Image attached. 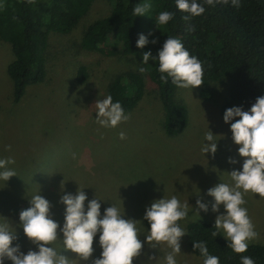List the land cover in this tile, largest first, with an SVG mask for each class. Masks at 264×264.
<instances>
[{"label": "rangeland", "instance_id": "obj_1", "mask_svg": "<svg viewBox=\"0 0 264 264\" xmlns=\"http://www.w3.org/2000/svg\"><path fill=\"white\" fill-rule=\"evenodd\" d=\"M109 10L107 1L94 0L91 9L70 33H50L45 55L46 78L40 84L29 86L19 103L12 101V82L6 71L13 53L9 44L0 41V159L13 158L15 164L10 165L11 169L22 177H31L32 182L37 181L36 185L35 175L43 174L41 183L46 189L40 195L48 197L52 218L61 228L66 210L61 197L75 195L81 189L88 197L85 210L89 201L99 199L101 218L114 205L124 214V219L138 221L144 247L133 264H165L164 256L171 249L167 245L152 248L147 243L150 228L144 222L146 209L153 202L173 195L182 203L188 201L189 217L179 222L185 232L190 221L215 223L218 215H226L223 205L219 212L212 211L215 200L207 193L221 183L232 184L230 173L243 170L244 158L239 155L240 146L235 144L231 131V123L239 118L225 123L220 112L221 106L229 101L226 79L211 85L213 94L209 100L199 97L201 86L176 90L175 99L188 110L186 128L178 136L165 134L161 104L155 92L127 113L131 117L127 122L116 128L97 124L95 103L107 97L108 83L130 62L80 48L85 28L105 17ZM134 64L138 68L136 61ZM82 65L88 68L89 78L77 84L75 72ZM234 107L242 108L239 104ZM208 131L216 137L215 155L201 151L204 144L211 143L204 139ZM120 132L125 133V139H120ZM230 159L236 162L230 163ZM35 188V185L30 187L26 198L19 201V207L31 206V196L40 193L39 187ZM244 198L247 201L244 207L259 234L248 244H264V199L251 192ZM197 199L207 205V212L198 209ZM13 230L19 236L23 253L38 250L23 229ZM99 235L98 232L94 238L93 257L89 261L76 260L75 264H92L101 257ZM62 240L60 232L58 240L50 246L76 259L75 254L65 251ZM180 243L177 264H202L190 252L187 235ZM4 264L12 261L5 259Z\"/></svg>", "mask_w": 264, "mask_h": 264}, {"label": "trees", "instance_id": "obj_2", "mask_svg": "<svg viewBox=\"0 0 264 264\" xmlns=\"http://www.w3.org/2000/svg\"><path fill=\"white\" fill-rule=\"evenodd\" d=\"M105 1L110 5L109 12L85 28L80 48L130 60L126 69L120 70L106 87L107 96L111 95L114 103L120 102L125 114L135 110L144 97L155 92L161 104L165 134L175 137L186 128L188 110L175 99L178 87L171 78L167 83L160 79L158 53L168 37L179 39L190 55L202 62L204 83L199 89L202 100L211 99L212 84L227 79L229 101L221 106L222 115L234 104L250 111L257 98L264 97V0H239L238 8L231 0L227 4L214 5H208L206 0H196L205 8L204 14L196 17L181 12L176 7V0ZM93 3L94 0H0V41L9 44L13 53L6 71L12 82L14 104L21 101L29 86L44 82L50 33H70ZM143 3H150L151 9L145 16H134V7ZM164 11L174 13V18L166 25H157L159 14ZM185 16L189 19L185 20ZM190 28L195 30L189 31ZM140 34L149 41L143 49L137 47ZM149 51L155 59L145 65L143 54ZM140 67L148 70L140 73ZM75 75L77 84L85 83L89 78L88 68L82 65ZM42 176V173L35 175L38 185L31 177L27 179L18 174L7 182L0 180V221L7 219L18 232L23 229L19 214L29 206L19 207V201L26 198L33 185L36 190L39 187L38 194L44 193L46 187L42 186ZM144 222L150 228V224ZM214 231V222L190 221L186 225L188 248L202 264L204 257L194 248L195 242H205L209 254L217 256L220 264H241L242 256L251 257L255 264H264V244H248L247 252L237 254L229 247L230 241L222 232L214 237Z\"/></svg>", "mask_w": 264, "mask_h": 264}, {"label": "clouds", "instance_id": "obj_3", "mask_svg": "<svg viewBox=\"0 0 264 264\" xmlns=\"http://www.w3.org/2000/svg\"><path fill=\"white\" fill-rule=\"evenodd\" d=\"M31 2V0H29ZM228 0H206L208 5ZM234 7H240L239 0H231ZM150 3L137 5L133 9L134 16H145L151 9ZM176 7L181 12L189 13L196 17L204 14L205 8L196 0H176ZM174 18V13L161 12L156 21L157 25H166ZM185 20L189 16L184 17ZM190 28L189 31H194ZM149 43L147 37L139 35L137 47L143 49ZM155 43V41H153ZM150 59H155L152 53L143 54V64L147 65ZM160 79L165 83L168 78L178 88H198L203 82L204 69L202 62L191 56L183 43L173 37H168L162 50L158 53ZM148 69L140 67L138 71L145 73ZM97 119L96 123L105 128H116L121 123L130 120V114L125 111L120 102H113V97L108 95L95 103ZM235 123H231L235 118ZM225 123H231V131L235 144L239 145V155L244 158L243 170L230 173L232 184L221 183L209 189L208 195L214 197L213 212H219L223 205L226 215H218L215 220L216 231L214 237L221 232L230 241L229 247L237 254L248 250V242L258 238L254 224L248 215L244 205L247 203L244 196L251 192L264 199V97H258L250 111H244L240 107L229 108L224 114ZM120 139H125V133L120 132ZM216 137L211 131L205 134V141L201 151H217ZM9 146V150H10ZM230 163L236 161L230 159ZM15 164L11 157L0 159V180L9 181L17 176L16 171L8 165ZM87 195L81 189L75 195L65 194L61 197V203L66 206L64 224L60 225L52 218L50 202L40 194L30 198V207L19 214L23 232L38 250H29L27 254L21 251L17 243L16 232L12 229L7 219L0 221V264L5 259L12 264H75L76 260L89 261L94 253V238L99 232V244L102 248L101 257L94 259L92 264H133L143 250L144 244L140 239L138 221L124 219L117 206L112 205L105 210L101 218V204L99 199H92L85 210ZM197 207L204 212L208 207L200 199L196 201ZM189 203L181 202L177 196L155 201L146 209L144 220L150 224V232L146 241L152 248L167 245L171 251L164 256L165 264H177L176 256L181 253V238L186 235L180 226V221L189 217ZM199 216V212L197 214ZM63 233V245L65 251L75 254L76 259L62 255L53 246ZM194 248L198 249L204 257V264H220L217 256L210 255L205 242H195ZM155 259V257H149ZM241 264H255L248 256H242Z\"/></svg>", "mask_w": 264, "mask_h": 264}]
</instances>
